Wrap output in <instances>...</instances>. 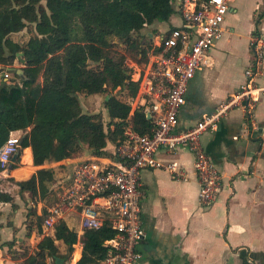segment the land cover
<instances>
[{
  "label": "trees",
  "instance_id": "trees-1",
  "mask_svg": "<svg viewBox=\"0 0 264 264\" xmlns=\"http://www.w3.org/2000/svg\"><path fill=\"white\" fill-rule=\"evenodd\" d=\"M173 2L0 0V147L11 131H23L15 160L25 148L23 165L29 168L32 162L40 166L85 152L106 155L107 142L120 143L127 127L141 135L150 134L152 121L143 107L131 113L126 99L135 97L138 89L127 59L140 64L148 60L153 45L142 29L168 21L177 11ZM27 24H33L34 33L24 43L13 41L10 35ZM120 44L123 50L117 48ZM18 53H22L19 58ZM15 60L22 66L12 67ZM9 71L14 78L4 76ZM79 94L104 95L106 124L101 113L83 111ZM26 147L31 148L32 159ZM54 180L51 168L40 167L19 188L31 196L45 197ZM3 202L13 203V197L0 190V204ZM36 212L32 207L29 214ZM44 213L28 224V234L33 229L42 232ZM115 233L110 222L86 230L76 264H101L107 251L104 242ZM56 241L63 243V252ZM75 243L76 232L60 219L53 236L44 235L32 252L23 249L15 259L17 264H47L48 257L64 260Z\"/></svg>",
  "mask_w": 264,
  "mask_h": 264
},
{
  "label": "crops",
  "instance_id": "crops-1",
  "mask_svg": "<svg viewBox=\"0 0 264 264\" xmlns=\"http://www.w3.org/2000/svg\"><path fill=\"white\" fill-rule=\"evenodd\" d=\"M178 15L176 22L165 26L156 24L157 30L147 33L153 45L150 53L158 51L156 44L160 35L181 25L182 16L179 12ZM227 15L224 31L210 50L211 66L196 71L189 84L185 104L178 116V128L192 124L203 111L214 108L245 82V70L253 63L249 48L253 35H260L264 45V0H235ZM147 62L137 72L136 79ZM255 81L264 86V73L255 77ZM129 103L131 113L136 107L142 106L148 115L147 104L138 90ZM201 140L222 177L214 204L205 208L199 203V182L190 152L185 148L173 153L158 151L159 158L176 160L183 172L181 176L175 177L162 168L142 169L140 202L145 236L138 246L142 258L137 264H264V92L259 95L253 113L240 108L230 111L221 120L218 129L203 134ZM118 144L108 141L106 155L96 156L85 152L80 157L96 156L111 161L116 157ZM26 148L31 150L30 147ZM22 151L19 161L23 156ZM75 156L55 163L64 162L67 171L69 162ZM44 164L35 166L32 162L33 170L30 172L21 171L25 166L0 172L3 178L12 179L9 181L12 186L7 185L0 190L13 197V203H1L0 210L19 204L18 198L22 194L31 196L28 191H21L19 185ZM16 170H20L16 175L25 177L24 180H17ZM52 170L55 180L51 188L55 185L58 187L57 182L62 177H55L57 175ZM36 209L37 216H40V202ZM62 220L76 232L77 243L74 244V250L64 260H60V264H76L82 256L80 217L76 212L64 210ZM6 229L9 227L0 230L1 240H8L5 237ZM42 231L40 239L47 235L43 227ZM53 234L54 231L48 235ZM56 243L63 252V243ZM2 248L0 243V264H4L3 261L5 264L8 261L14 264L13 260L2 255ZM50 258H47V262ZM54 262L58 264L56 257Z\"/></svg>",
  "mask_w": 264,
  "mask_h": 264
},
{
  "label": "built area",
  "instance_id": "built-area-1",
  "mask_svg": "<svg viewBox=\"0 0 264 264\" xmlns=\"http://www.w3.org/2000/svg\"><path fill=\"white\" fill-rule=\"evenodd\" d=\"M233 2L174 0L182 23L158 37V51L148 53V62L136 79L137 90L144 97L152 121L150 134L141 135L127 127L111 161L75 156L64 177L57 182V200L46 208L42 220L45 234L54 231L64 210L79 214L82 234L110 222L116 233L104 242L107 251L101 264H137L142 258L138 246L145 236L140 202L141 171L162 168L175 177L183 172L176 160L159 158L160 150L173 153L185 148L190 152L199 182V203L205 208L214 204L222 177L201 139L203 134L217 130L230 111L240 108L253 113L259 95L264 92V86L255 81V77L264 73V45L260 35L250 39L253 63L245 70V82L214 108L203 111L192 124L183 128L177 125L196 71L212 64L210 50L224 31ZM20 133L21 130L11 131L0 147L1 172L15 164Z\"/></svg>",
  "mask_w": 264,
  "mask_h": 264
},
{
  "label": "rangeland",
  "instance_id": "rangeland-1",
  "mask_svg": "<svg viewBox=\"0 0 264 264\" xmlns=\"http://www.w3.org/2000/svg\"><path fill=\"white\" fill-rule=\"evenodd\" d=\"M43 3H44V0H43ZM234 3L235 2H233V4ZM259 11H262V10H259ZM178 16H179L178 12L174 10L173 14L170 16L168 21L156 22L154 25L145 26L142 29V32L146 34L148 32H152V31L154 32L158 28L156 24L165 26L169 24L170 22L174 23V21L176 22L178 20ZM227 19H228V15H226V20ZM33 33H34L33 24H27V26L24 27L21 31L17 33H12L10 35V38L13 41H16L18 43H24L28 40V38ZM117 48L119 50H123V46L121 44L118 45ZM127 63L132 68V79L134 78L135 80L137 77L136 74L139 70L143 68V64L135 63L129 59H127ZM21 66H22L21 63L18 60H15L12 65V67L14 68H19ZM7 74L9 77L14 78L13 71H9ZM1 77H2V74H0V79ZM116 93L117 95L121 96L120 92H116ZM78 98H79L80 104L84 112L101 113L104 124L107 123L108 116H107L106 109L104 107V95L103 94H94V95L79 94ZM126 99L129 101V98H126ZM105 128H106V125H105ZM22 134H23V131H21L20 135ZM23 153L24 152L22 151V154ZM16 166L24 167L25 165H23V159H21V161L16 160L14 167ZM44 167L54 169L55 174L57 175L55 177H60V176L64 177V174L66 172L64 162L62 163L61 162L59 163L49 162V163H45ZM32 170L33 168L30 166L29 168L25 167L21 171L30 172ZM15 176L17 177L18 181L19 179H21L18 175H16V173H15ZM11 180L12 179L9 180L7 177L3 178V176L1 175L0 176V188H4L7 185L12 186L10 185V182H9ZM13 188L16 191H18L17 188H15L14 186ZM13 188H12V191H13ZM57 191H58L57 186H54L52 188H49L45 197H39L38 195L37 196H27V195L22 194L20 196V199L18 198L19 204H13L12 206H10V208L6 207L0 210V230L3 229L4 227H9V229H6L7 232L5 234V237H7L8 240L5 241V240L0 239V243L3 246L2 250L4 249L2 252V255L8 259L13 260L14 264L18 262V260L15 259V254L17 252L22 251L23 249H27L28 251H31L35 249L38 242L40 241L41 233H38L37 231L33 229L34 233H32L31 231L30 234H28V228H27L28 224L31 223V221H37L38 219L37 214L35 215L29 214L30 209L32 207H36L38 205V202H40L42 211H43V209H46V206L54 203V200L57 197ZM43 217L44 216H42V218ZM42 234H43V231H42ZM54 258L55 257H51L50 260H48L49 262H47V264H54L55 263ZM3 263L5 264V261H3ZM8 264H12V263L8 261Z\"/></svg>",
  "mask_w": 264,
  "mask_h": 264
},
{
  "label": "water",
  "instance_id": "water-1",
  "mask_svg": "<svg viewBox=\"0 0 264 264\" xmlns=\"http://www.w3.org/2000/svg\"><path fill=\"white\" fill-rule=\"evenodd\" d=\"M21 54L22 53H18L17 54L18 55V58L21 56ZM147 117L149 118V114L147 115ZM60 260H61L60 258H56V261H57L58 264H60V262H61Z\"/></svg>",
  "mask_w": 264,
  "mask_h": 264
}]
</instances>
